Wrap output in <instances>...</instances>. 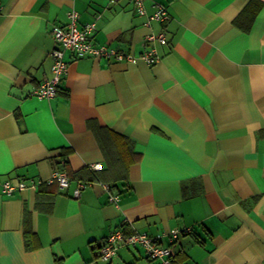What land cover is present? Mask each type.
<instances>
[{
	"label": "crops",
	"instance_id": "crops-1",
	"mask_svg": "<svg viewBox=\"0 0 264 264\" xmlns=\"http://www.w3.org/2000/svg\"><path fill=\"white\" fill-rule=\"evenodd\" d=\"M71 10L136 60L66 50L56 95H31ZM116 229L188 231L173 264H264V0H0V264H158L123 244L100 259Z\"/></svg>",
	"mask_w": 264,
	"mask_h": 264
},
{
	"label": "built area",
	"instance_id": "built-area-1",
	"mask_svg": "<svg viewBox=\"0 0 264 264\" xmlns=\"http://www.w3.org/2000/svg\"><path fill=\"white\" fill-rule=\"evenodd\" d=\"M116 1V0H111ZM135 10L139 13L143 12V0H132ZM155 10L149 16L150 19L157 20L162 23L161 32L154 37L150 35L148 40L157 39L161 43L165 42V29L166 24L170 21L171 16L165 6L155 3ZM79 15L75 10L68 13V22L64 26L56 27L53 32V37L56 45L51 50L52 56V77L43 80L38 86L33 88L30 92L31 95L39 98H53L57 93V87L63 76L65 75L67 64L64 60V52L69 50L76 58L85 56L115 58L116 60H126L134 62L136 57L128 52L117 50L114 47L107 45H95L92 41L93 32L96 30V23L86 22L82 26L78 24ZM141 58L148 64H153L158 60L154 50H147L141 54ZM94 169H100L99 164L93 165ZM51 180H55L59 188H66L69 186L70 180L65 171L56 170L53 172ZM26 187L23 181H19L16 185L12 184L9 180L3 182V190L7 194H12L15 190H22ZM85 187L84 182H78L73 190L74 196H79L82 188ZM111 201H117V195H110ZM182 231L174 230L169 238L170 245L161 246L157 239L147 235L146 233L135 232L125 234L121 229H116L108 235L106 241L98 249L99 258L104 261H111L116 255L117 249L120 244L129 246H141L145 254L151 259H158V264H173L175 257L172 244L177 239ZM184 232H188L184 230ZM177 264V263H176ZM182 264V263H179Z\"/></svg>",
	"mask_w": 264,
	"mask_h": 264
},
{
	"label": "trees",
	"instance_id": "trees-1",
	"mask_svg": "<svg viewBox=\"0 0 264 264\" xmlns=\"http://www.w3.org/2000/svg\"><path fill=\"white\" fill-rule=\"evenodd\" d=\"M56 164L58 165L59 170H61V171H65V172H66V170H65V168H64V165H65V164H60L59 162H56ZM66 173H67V172H66ZM67 175H68V174H67ZM68 177H69V176H68ZM181 231H182V233H185L184 230H181ZM108 235H109V234H108ZM108 235L105 237V239L102 241V243H100V244L97 245V248H98V249L101 247V245H103V244L105 243L106 238L108 237Z\"/></svg>",
	"mask_w": 264,
	"mask_h": 264
}]
</instances>
